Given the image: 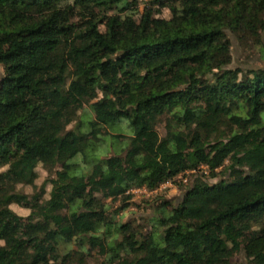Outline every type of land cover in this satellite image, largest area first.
<instances>
[{"label":"trees","instance_id":"1","mask_svg":"<svg viewBox=\"0 0 264 264\" xmlns=\"http://www.w3.org/2000/svg\"><path fill=\"white\" fill-rule=\"evenodd\" d=\"M231 35L264 61V0H0V264H87L90 237L104 264H264V65L231 67ZM118 122L126 151L71 174ZM40 164L47 198L16 187ZM185 172L149 230L116 220L132 190Z\"/></svg>","mask_w":264,"mask_h":264},{"label":"rangeland","instance_id":"2","mask_svg":"<svg viewBox=\"0 0 264 264\" xmlns=\"http://www.w3.org/2000/svg\"><path fill=\"white\" fill-rule=\"evenodd\" d=\"M164 16L171 15L168 9L164 10ZM232 39L233 45V55L234 62L231 67H241V68H257L264 65V61L261 60L260 54L256 48H252L250 44L240 45L237 38L233 35ZM3 75V69L0 67V78ZM95 99H92L94 102ZM83 112H87L90 117H95V113L92 111L90 104L85 106ZM264 119V113L262 114ZM87 118V116H84ZM88 119V118H87ZM75 127V124L70 125V128ZM160 132H164L163 126L159 127ZM84 132H90V124H85L82 128ZM99 139L96 140L95 134L90 135L92 145L89 146L85 154H79L75 156L71 161L70 172L73 175H87L92 171L94 165L100 160L107 158L110 155L122 154L126 151L129 145L130 136H133L134 132L132 127H130L125 122H118L111 127L102 126L96 130ZM206 170V179L213 183L218 181L221 176L211 177L208 169ZM4 170V169H2ZM37 173L28 182H18L16 187L20 192L27 194H33L36 192L45 194L47 198L52 189V184L50 179L55 175L50 173L47 168L42 164L38 165L36 168ZM195 176L193 172H185L178 175L175 179L164 183L156 190H148L146 188L134 189L132 190L133 198L129 201L130 206L126 210L118 212L115 216L117 221H134L135 224H142L147 230L150 229L151 223L149 219L155 215V210L153 208L154 200L156 196L160 195V198H167L179 202L183 192L189 187L193 182ZM99 197L109 205V212L114 215L117 210L120 209L123 204L121 200L113 201L111 198L105 199L99 194ZM12 208L21 216L27 217L33 212H36L35 208H27L18 204H13ZM124 212V213H123ZM95 235H101L97 233ZM93 244H100L103 242L102 239H97L90 237ZM93 244H87L89 250V255H87V264H104L106 261V256L101 254L99 249L94 247ZM234 264H249V261L244 252H238L233 260Z\"/></svg>","mask_w":264,"mask_h":264}]
</instances>
